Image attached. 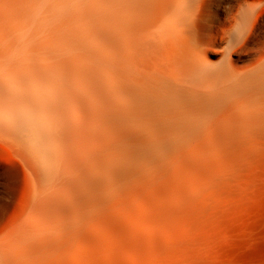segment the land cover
<instances>
[{"label":"bare ground","instance_id":"6f19581e","mask_svg":"<svg viewBox=\"0 0 264 264\" xmlns=\"http://www.w3.org/2000/svg\"><path fill=\"white\" fill-rule=\"evenodd\" d=\"M263 8L0 0V264H239Z\"/></svg>","mask_w":264,"mask_h":264},{"label":"rangeland","instance_id":"374dc122","mask_svg":"<svg viewBox=\"0 0 264 264\" xmlns=\"http://www.w3.org/2000/svg\"><path fill=\"white\" fill-rule=\"evenodd\" d=\"M260 172V183L246 199L242 219L233 222L234 239L225 249L229 259L239 264H264V168Z\"/></svg>","mask_w":264,"mask_h":264}]
</instances>
